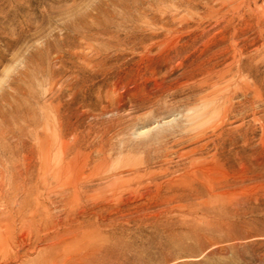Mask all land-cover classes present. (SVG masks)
<instances>
[{
  "label": "rangeland",
  "instance_id": "rangeland-1",
  "mask_svg": "<svg viewBox=\"0 0 264 264\" xmlns=\"http://www.w3.org/2000/svg\"><path fill=\"white\" fill-rule=\"evenodd\" d=\"M263 32L264 0H0V125L59 174L0 202V264H264Z\"/></svg>",
  "mask_w": 264,
  "mask_h": 264
},
{
  "label": "bare ground",
  "instance_id": "bare-ground-1",
  "mask_svg": "<svg viewBox=\"0 0 264 264\" xmlns=\"http://www.w3.org/2000/svg\"><path fill=\"white\" fill-rule=\"evenodd\" d=\"M234 63L236 64L235 71L232 72L230 70H222L219 72L217 79L211 81L208 84V86L211 87L208 93L215 92L217 94V101H220L222 104H225L226 107L230 106V108H233L235 106V99L237 97L241 96L242 99H244V96H246V65H244L243 55L241 52L237 53ZM242 101H240L239 103H242ZM63 120L64 118L62 119L61 117L59 118V120H57L59 129L58 139L60 140H63V138L61 137H63L65 129ZM24 121V123L20 124H11V122L6 124L4 119V121H2L0 125V202H12L13 206H15L16 204L19 206V201H24L30 199L33 196L38 195L40 190V181H48L47 175L52 174L50 169L52 168V164L56 163L55 160H53L52 155L49 154L51 152L50 150L52 149V141H49L40 135V132L38 130L39 128L37 124V119L31 118L29 120ZM27 127L29 129H27ZM160 138L162 139V137H159L157 139ZM28 149L32 153V168H30L29 170L25 169L23 166L25 152ZM37 154L39 155L37 156ZM38 160L42 164L41 168H37ZM149 163L150 161L146 162L147 165ZM72 164L73 162L71 163V165ZM40 169H44L43 175H40V172L38 173V170L40 171ZM133 169L134 168L132 166H128L127 168L121 170V172L132 171ZM52 176L57 181L59 177L58 171H53ZM64 184V189L68 187L70 188L69 184ZM72 185L73 191H71L70 193H74V196H76L77 192L82 189L83 184L79 181ZM63 192L64 195H68L65 190H63ZM12 210L16 211L17 209L14 210L12 208Z\"/></svg>",
  "mask_w": 264,
  "mask_h": 264
}]
</instances>
